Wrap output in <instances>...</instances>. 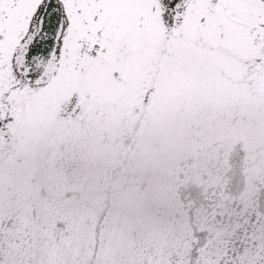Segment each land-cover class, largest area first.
I'll return each mask as SVG.
<instances>
[{
    "label": "snow or ice",
    "instance_id": "obj_1",
    "mask_svg": "<svg viewBox=\"0 0 264 264\" xmlns=\"http://www.w3.org/2000/svg\"><path fill=\"white\" fill-rule=\"evenodd\" d=\"M0 264H264V0H0Z\"/></svg>",
    "mask_w": 264,
    "mask_h": 264
}]
</instances>
